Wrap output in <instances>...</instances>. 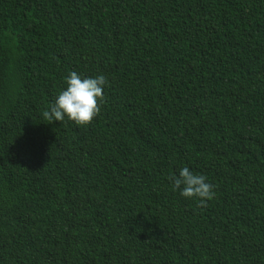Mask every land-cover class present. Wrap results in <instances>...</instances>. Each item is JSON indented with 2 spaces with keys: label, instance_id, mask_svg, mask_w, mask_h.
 Here are the masks:
<instances>
[{
  "label": "trees",
  "instance_id": "obj_1",
  "mask_svg": "<svg viewBox=\"0 0 264 264\" xmlns=\"http://www.w3.org/2000/svg\"><path fill=\"white\" fill-rule=\"evenodd\" d=\"M0 264H264V0H0Z\"/></svg>",
  "mask_w": 264,
  "mask_h": 264
},
{
  "label": "clouds",
  "instance_id": "obj_2",
  "mask_svg": "<svg viewBox=\"0 0 264 264\" xmlns=\"http://www.w3.org/2000/svg\"><path fill=\"white\" fill-rule=\"evenodd\" d=\"M63 87L50 108L42 115L45 120L63 121L65 117L83 126L89 124L100 112L106 77L103 74L84 76L75 71L64 78ZM174 191L184 198L195 199L198 206H206L215 196L214 185L203 173L187 166L181 167L178 174L169 177Z\"/></svg>",
  "mask_w": 264,
  "mask_h": 264
}]
</instances>
